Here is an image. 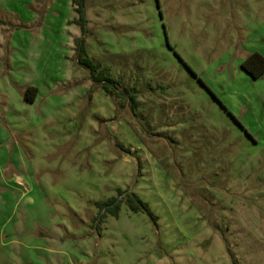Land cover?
Here are the masks:
<instances>
[{"label":"rangeland","instance_id":"374dc122","mask_svg":"<svg viewBox=\"0 0 264 264\" xmlns=\"http://www.w3.org/2000/svg\"><path fill=\"white\" fill-rule=\"evenodd\" d=\"M76 18L0 0V264H264V78L238 57L264 0H87L86 54L134 110L77 63ZM118 190L154 219L96 206Z\"/></svg>","mask_w":264,"mask_h":264},{"label":"trees","instance_id":"16d2710c","mask_svg":"<svg viewBox=\"0 0 264 264\" xmlns=\"http://www.w3.org/2000/svg\"><path fill=\"white\" fill-rule=\"evenodd\" d=\"M77 18L73 21L80 27L81 36L74 39V55L77 63L89 72L92 83L102 87L104 92L114 98L127 101L131 109L137 107L136 89L134 87L124 86L119 78L109 75V70L103 68L99 63L93 62L86 54L85 35L87 34L86 4L87 0H72ZM241 69L252 78L257 79L264 74V56L254 52L248 55L241 63ZM37 89L35 87H27L24 98L27 102L32 103L35 100ZM121 197V198H120ZM124 201L126 205L133 211H146L153 219L147 204L143 203L134 193L118 190V197L111 198L105 202H97L96 206L104 212H109L117 216L119 207Z\"/></svg>","mask_w":264,"mask_h":264},{"label":"crops","instance_id":"0c3cea01","mask_svg":"<svg viewBox=\"0 0 264 264\" xmlns=\"http://www.w3.org/2000/svg\"><path fill=\"white\" fill-rule=\"evenodd\" d=\"M255 43L256 45L253 43L255 45L254 46V45H250V43H248L247 40H242L240 42L241 46L238 49V57L240 58V60L243 61L248 55L254 52L260 53L261 55L264 56V35H261V37L258 40H255ZM243 72L246 73L245 71ZM260 78H264V74L257 79H260ZM56 249H59V248H56ZM85 251L86 250L84 249L83 246H81V248L80 247L77 248V250H75V255L69 256V259L67 260V264H90L88 254H86ZM51 252L56 253V251H53V250H51Z\"/></svg>","mask_w":264,"mask_h":264}]
</instances>
